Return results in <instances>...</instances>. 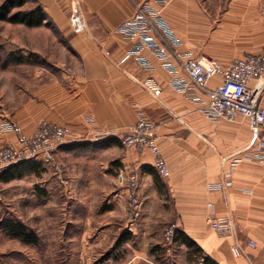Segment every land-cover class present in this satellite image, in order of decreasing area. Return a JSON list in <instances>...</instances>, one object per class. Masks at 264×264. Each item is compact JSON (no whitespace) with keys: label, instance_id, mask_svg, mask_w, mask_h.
I'll list each match as a JSON object with an SVG mask.
<instances>
[{"label":"crops","instance_id":"obj_1","mask_svg":"<svg viewBox=\"0 0 264 264\" xmlns=\"http://www.w3.org/2000/svg\"><path fill=\"white\" fill-rule=\"evenodd\" d=\"M35 1L48 17L43 27L50 28L62 42L68 66L59 64L56 69L33 74L26 87L28 94L19 92L12 104L0 101V149L18 146V136L10 128L13 123L29 136L43 120L69 127L80 140L70 137L58 157L61 153L70 157L66 161L76 170L79 166L72 162L74 155L97 148L114 162L116 176L136 166L141 207L136 220L130 226L124 225L127 208L119 195L124 205L121 213L110 212L116 221L100 226L86 223L85 227L64 231L56 227L37 231L40 244L35 248L0 230V238L9 243L5 249L0 248V261L16 259L17 255L18 264H31V253L38 249L40 264H49L50 260L55 264H202V256L189 261L190 248L185 240H190L202 250L203 257L217 264H264V170L251 161L234 166L235 160L254 144V119L212 121L203 116L191 97L171 88V74L149 50L143 56L152 63L150 74L163 92L155 97L146 91L141 84L146 74L138 64L134 60L121 63L134 42L115 31L133 17L135 6L131 0H83L81 9L87 28L81 33L71 29L72 0ZM136 1L162 8L182 51L192 58L206 56L230 63L258 53L264 46V0H220L212 7H208L207 0ZM180 76L188 79L183 73ZM221 82L220 77L213 78L209 87L215 89ZM256 84L250 83L252 87ZM261 100L264 106V96ZM139 110L158 127L157 142L167 160L169 178L158 175L150 150L138 153L121 146L119 137L137 122ZM8 170L0 172L1 179L10 176ZM229 174L233 188H219ZM16 181L19 179L5 184ZM208 185L215 189L210 191ZM209 217H226L229 232L214 231ZM158 220L171 222L183 232L174 242L173 252L165 253L161 250L163 241L143 230H150L151 223ZM125 231L131 232L132 239L116 248ZM252 241L253 246L249 245ZM48 244L54 250H48ZM238 246L241 256L236 258L232 249Z\"/></svg>","mask_w":264,"mask_h":264},{"label":"built area","instance_id":"obj_2","mask_svg":"<svg viewBox=\"0 0 264 264\" xmlns=\"http://www.w3.org/2000/svg\"><path fill=\"white\" fill-rule=\"evenodd\" d=\"M83 0H72L71 29L81 33L87 28L82 14ZM135 6V13L130 20L123 22L116 28V32L134 42L131 50L122 58L126 64L134 60L146 74L141 82L142 87L155 97H160L163 88L158 80L150 74L154 67L145 59L143 53L151 51L161 60V67L172 76L170 86L175 91L191 97L199 105V111L212 121L226 120L234 122L240 117L253 118V129L256 133L254 144L242 157L237 158L234 166L242 161H251L260 165L264 170V106L261 99L264 96V46L260 52L249 54L245 58L234 59L230 63H223L209 57L192 58L182 51V44L175 31L162 15V8L153 4H140L131 0ZM264 13V4L262 8ZM185 74L184 79L180 74ZM220 77L222 82L215 89L209 87L211 79ZM251 81H257L255 87ZM138 120L128 127L120 136V142L125 149L144 153L150 150L155 158V168L162 178H169L170 170L158 146V132L156 123L142 110H139ZM18 136L19 146H3L0 149V172L17 165L20 162L42 159L54 163L61 147L68 143L70 137H75L73 131L64 126L46 122L40 125L32 137L26 135L19 125L10 127ZM75 140H80L75 137ZM118 182L128 190L129 217L136 220L140 208L139 170L136 166L120 171ZM209 190L215 189L208 185ZM219 188H233L232 174L225 177ZM212 207V205H210ZM211 228L225 234L229 231V220L226 217H209ZM176 225L167 231L166 239L171 243L175 238ZM253 246L254 242H249ZM234 257L241 256L240 247L232 249Z\"/></svg>","mask_w":264,"mask_h":264},{"label":"rangeland","instance_id":"obj_3","mask_svg":"<svg viewBox=\"0 0 264 264\" xmlns=\"http://www.w3.org/2000/svg\"><path fill=\"white\" fill-rule=\"evenodd\" d=\"M219 1L207 0L208 7L217 6ZM10 54L23 57L25 62L11 63L8 59ZM6 61H9L8 65L4 64ZM59 64L62 67L68 66L65 61V49L56 35L51 33L50 28L44 26L28 29L21 25H11L0 21V101L11 103L12 98L18 96L19 92L21 95L28 94L26 87L33 78V74L36 75L44 69H56ZM46 122L53 123L48 120L39 122L32 135L37 132L41 124ZM101 152L97 148H91L88 153H76L72 162L82 163L81 165L77 163L79 167L76 170L71 169L69 166L71 164L68 165L66 161L70 157L66 158V155L62 153L59 157L56 155L54 163L45 162L42 159L20 162L38 164L39 168L31 174L20 177L19 181L13 185L5 184L8 183L7 177L0 178V221L5 218L21 220L30 229L39 232L48 231L54 227L64 231L65 228L85 227L86 223L100 226L109 220L116 221L110 212L120 214L125 205L127 211L124 225L130 226L135 220L129 217L128 190L124 185L119 184L117 179L119 176H116L118 169L115 168L114 162L106 159V154ZM119 195L123 196L124 205L123 202H119L121 199ZM116 198L117 200H113ZM117 220V225L120 226V218ZM145 223L147 227L149 222L145 220ZM151 225L150 230L146 227L143 230L154 233L163 241L164 248L161 250L165 253L173 252L175 238L169 243L166 235L174 224L158 220L153 221ZM2 238H0V248L5 249L9 243ZM158 247L160 248L159 245ZM47 249L54 250V246L48 244ZM17 257L16 255V259L5 258L0 262L1 264H18ZM31 258V264H40L38 249L31 253ZM55 263L54 260L49 261V264ZM69 263L72 264L71 262L66 264Z\"/></svg>","mask_w":264,"mask_h":264},{"label":"trees","instance_id":"obj_4","mask_svg":"<svg viewBox=\"0 0 264 264\" xmlns=\"http://www.w3.org/2000/svg\"><path fill=\"white\" fill-rule=\"evenodd\" d=\"M47 20L48 17L44 8L38 5L35 0H2L0 2V21L2 22L11 25H21L29 29L41 28L45 25ZM8 59L11 63L25 62L23 57L12 54L8 56ZM9 61L4 62V64L8 65ZM38 168V164L19 163L18 166H13L8 170L10 176L6 180L11 181L19 179L20 177L31 174L34 170H38ZM0 230L12 239L19 242L21 241L34 248L38 247L40 244V237L37 231L30 229V227L21 220L5 218V220L0 221ZM175 233L174 241L179 240V237L183 235V232L179 230H176ZM132 237L133 235L130 234V232H123L115 247L122 246L123 243L131 240ZM185 241L190 248L189 261L195 262L197 257L202 256V264H217L210 257H203L202 250L196 246L195 243L190 240ZM116 248L109 251L104 257L108 258Z\"/></svg>","mask_w":264,"mask_h":264}]
</instances>
